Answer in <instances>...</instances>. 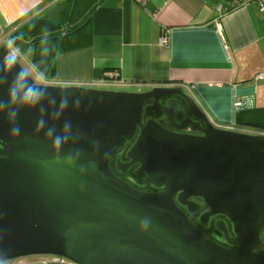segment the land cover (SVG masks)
I'll list each match as a JSON object with an SVG mask.
<instances>
[{
	"label": "water",
	"instance_id": "water-1",
	"mask_svg": "<svg viewBox=\"0 0 264 264\" xmlns=\"http://www.w3.org/2000/svg\"><path fill=\"white\" fill-rule=\"evenodd\" d=\"M61 11L55 6L47 18L59 25ZM7 57L3 45L0 263L264 264V136L216 127L178 87L36 85ZM21 71L43 92L38 103L11 94ZM153 110L160 118H144ZM133 166L142 189L153 191L117 177ZM187 216L204 228L218 218L220 242L235 250L209 240Z\"/></svg>",
	"mask_w": 264,
	"mask_h": 264
},
{
	"label": "crops",
	"instance_id": "crops-1",
	"mask_svg": "<svg viewBox=\"0 0 264 264\" xmlns=\"http://www.w3.org/2000/svg\"><path fill=\"white\" fill-rule=\"evenodd\" d=\"M53 7L0 0V25L8 34ZM56 47L45 73L54 83L110 76L125 89L178 87L216 125L264 127V14L253 0H101Z\"/></svg>",
	"mask_w": 264,
	"mask_h": 264
},
{
	"label": "trees",
	"instance_id": "trees-1",
	"mask_svg": "<svg viewBox=\"0 0 264 264\" xmlns=\"http://www.w3.org/2000/svg\"><path fill=\"white\" fill-rule=\"evenodd\" d=\"M101 0H42L43 5L61 6L69 9L66 28L57 25L47 18L30 19L16 27H11L8 38L21 54L26 49L30 53L29 65L39 74L51 72V54L57 48V42L79 28L85 26L96 4ZM235 6V4H234ZM231 7V8H234ZM260 124V123H259ZM258 123L247 124L250 128L264 130Z\"/></svg>",
	"mask_w": 264,
	"mask_h": 264
},
{
	"label": "built area",
	"instance_id": "built-area-1",
	"mask_svg": "<svg viewBox=\"0 0 264 264\" xmlns=\"http://www.w3.org/2000/svg\"><path fill=\"white\" fill-rule=\"evenodd\" d=\"M254 3L256 4V7L258 8V11L262 14H264V0H253ZM234 4L231 5L233 7ZM218 9H221L220 6L217 7ZM4 26H9L10 23L7 20L3 21ZM6 45L8 48V56L11 54V56L15 60H19L20 58L22 59V54L20 50L12 45L11 41L8 38V34H5V31L3 30V26L0 25V47ZM158 45L161 47H166L167 46V38L166 34L163 32L158 38ZM19 62V61H18ZM43 82L42 84L47 85L50 84L51 82L45 81L44 79L40 78ZM78 83H83V84H78ZM52 84H57V85H79L83 87H106V88H120L121 85L120 83L115 80L112 77H107L103 78L99 82H90V83H85V82H71V83H52ZM241 103L236 102L235 107H240ZM212 122V121H211ZM213 123V122H212ZM216 127H221V128H226L229 130H233L236 132L244 133V134H249V135H255V136H264V130L257 129V128H250V127H226V126H219L213 123ZM48 263H58V264H68V262L60 257H37V258H31V259H23V260H17L13 262H8L5 264H48Z\"/></svg>",
	"mask_w": 264,
	"mask_h": 264
},
{
	"label": "flooded vegetation",
	"instance_id": "flooded-vegetation-1",
	"mask_svg": "<svg viewBox=\"0 0 264 264\" xmlns=\"http://www.w3.org/2000/svg\"><path fill=\"white\" fill-rule=\"evenodd\" d=\"M150 102H149V100L148 101H146V103H145V105H148ZM161 103L162 104H164L165 103V101L164 100H162L161 101ZM160 116H161V113H160V111L159 110H153V111H151V112H149V113H147L146 115H145V117L144 118H149V119H152V120H157L158 118H160ZM176 123H179V121H175ZM161 125L164 127V128H166V129H169V130H171L172 132H178V130H176L174 127H172V125L169 123V122H164V121H162L161 122ZM182 132L183 133H192V131H190L189 129H184V130H182ZM125 150H127V149H125ZM123 157H122V159L123 160H125L124 159V154L122 155ZM135 169V167L133 166L128 172H127V174H125V175H117V177L119 178V179H121L122 181H124V182H126V183H128L132 188H134V189H137V190H143V191H153L150 187H146V188H144V189H142V187H141V182H142V176L141 175H134L133 174V170ZM188 217V219L202 232V234L205 236V237H207L209 240H211L212 242H214L215 244H217V245H219V246H223V247H225V248H227V249H229V250H235V248L236 247H232V246H228V245H226V244H222L221 242H220V238H221V236H220V234H218L216 231H215V229H214V227H213V222L215 221V220H217L218 218H213L212 219V221H211V223L206 227V228H204L200 223H199V221H198V216H187ZM227 225H228V230H229V233H230V235L232 236V233H231V228H230V225H229V223L227 222ZM262 233H263V231H262ZM262 233H261V235H262ZM263 246H264V244H263ZM256 253H258V252H256Z\"/></svg>",
	"mask_w": 264,
	"mask_h": 264
},
{
	"label": "clouds",
	"instance_id": "clouds-1",
	"mask_svg": "<svg viewBox=\"0 0 264 264\" xmlns=\"http://www.w3.org/2000/svg\"><path fill=\"white\" fill-rule=\"evenodd\" d=\"M6 59L9 64H14L16 62L15 59L11 56V54H9V56ZM25 78H26V73H24L23 71L17 73V85L12 89L11 94L13 96H17L18 91H20L22 92V97L20 98L32 104L38 103L43 97V92L36 87L28 85L25 82ZM4 106H5L4 102H0V109H2ZM41 126H42V122H41ZM61 143H62V138L60 136H56L54 140V144L57 147H59Z\"/></svg>",
	"mask_w": 264,
	"mask_h": 264
},
{
	"label": "rangeland",
	"instance_id": "rangeland-1",
	"mask_svg": "<svg viewBox=\"0 0 264 264\" xmlns=\"http://www.w3.org/2000/svg\"><path fill=\"white\" fill-rule=\"evenodd\" d=\"M69 9H64L62 14H61V19H60V24H61V27H64L66 28L65 26L67 25V19L69 17ZM44 17H45V13L43 14ZM63 28V29H64ZM23 52V55H22V59L20 58L18 61H19V64L21 65L22 69L33 79L34 83L36 85H41V83L43 82L40 77L38 76V74L36 73L35 70H33L32 68V65L30 64L29 65V60H30V53L24 49L22 50ZM42 78H45L47 81H49L50 79H48L46 77L45 74H42L40 75ZM49 82H53V81H49ZM78 84H83V83H78ZM73 86H79V85H73ZM79 87H83V86H79ZM86 88V87H84ZM90 88H93V87H90ZM93 89H98V90H119V91H127V92H131L130 90L132 91H135V92H142V91H145V90H148L147 88L144 87L143 88H135V89H125V88H106V87H97V88H93ZM2 264V263H0Z\"/></svg>",
	"mask_w": 264,
	"mask_h": 264
}]
</instances>
